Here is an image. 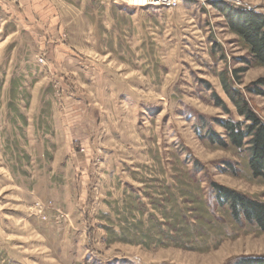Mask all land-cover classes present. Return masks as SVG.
<instances>
[{"label": "rangeland", "instance_id": "obj_1", "mask_svg": "<svg viewBox=\"0 0 264 264\" xmlns=\"http://www.w3.org/2000/svg\"><path fill=\"white\" fill-rule=\"evenodd\" d=\"M214 1L0 0V264L264 257V232L211 189L264 203V181L199 137L229 118L214 94L236 115L223 74L243 91L264 78Z\"/></svg>", "mask_w": 264, "mask_h": 264}, {"label": "trees", "instance_id": "obj_2", "mask_svg": "<svg viewBox=\"0 0 264 264\" xmlns=\"http://www.w3.org/2000/svg\"><path fill=\"white\" fill-rule=\"evenodd\" d=\"M213 5L221 11L228 28L240 37L254 61L264 67V13L256 8L236 6L229 0H217ZM237 73L235 76L231 73L223 74V89L236 115L219 95L214 94L216 106L222 108L229 118L214 120L223 133L209 126L203 119L199 137L213 147L246 151L251 177L264 181V121L249 99L251 94L264 97V78L243 91L235 86L236 79L239 80ZM198 167L195 166V169L199 170ZM211 189L216 204L227 209L236 224L246 222L264 232V203L217 183H211ZM205 222L208 223V220L205 219ZM236 264H264V257L243 258Z\"/></svg>", "mask_w": 264, "mask_h": 264}, {"label": "built area", "instance_id": "obj_3", "mask_svg": "<svg viewBox=\"0 0 264 264\" xmlns=\"http://www.w3.org/2000/svg\"><path fill=\"white\" fill-rule=\"evenodd\" d=\"M183 1H194L199 0H128V3L133 6H154L174 9L180 6Z\"/></svg>", "mask_w": 264, "mask_h": 264}]
</instances>
